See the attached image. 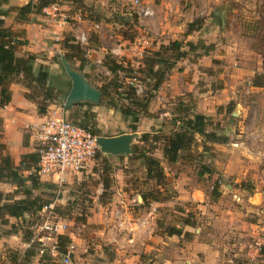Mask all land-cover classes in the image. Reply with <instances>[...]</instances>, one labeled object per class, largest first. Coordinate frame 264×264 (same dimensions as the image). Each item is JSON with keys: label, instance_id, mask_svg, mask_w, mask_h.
<instances>
[{"label": "rangeland", "instance_id": "1", "mask_svg": "<svg viewBox=\"0 0 264 264\" xmlns=\"http://www.w3.org/2000/svg\"><path fill=\"white\" fill-rule=\"evenodd\" d=\"M64 1L62 2L63 11L66 12L64 20L72 27V34L69 32L68 36L72 37L71 35L77 34L78 30H83L88 33L86 34L88 40L90 39L87 45L95 47L96 43L100 45L98 32H104L106 35L104 44L107 45L108 51L121 44V53L115 56L107 51L104 56L114 58L127 67L128 71L126 69V72H119L115 76L125 81L124 91H129L127 86L133 85L139 95L142 94L144 88L134 79V76L139 78L141 74L135 73L134 70L139 67L138 63L144 55L143 50L156 47L158 38L163 40L162 36L156 34V26H162L164 23L161 19H156L154 12L148 16L152 19L149 23L152 30L138 19L143 17L139 14L141 8L146 6L152 8L148 5V0H139L138 5H135L133 0L126 2L112 0L113 9L89 0ZM201 1L205 2L203 6H199ZM8 2L0 0L1 8L9 9L8 14L3 17V26L8 27L6 23H10V26L16 22L22 23L23 21L16 19L15 12L11 10L12 5ZM197 4L198 11L202 9L205 12L198 14L194 20L200 21L202 27L207 19L209 24L205 25V28L208 27L206 36L203 39L200 37L194 39L198 43V49L189 52L185 59L190 63H187L190 68L185 79L191 83L192 92L182 99L191 102L195 111V102L199 99L208 113L207 129L215 130L216 133L227 137L228 141L221 144L209 142L206 150L199 145L183 154L181 160L189 162L190 165L180 169L192 173V182L200 185L206 194L205 200L202 204L195 202L180 204L173 201L167 208L161 210L156 219V226L158 221L163 225L161 229L157 227L160 233H164V228L170 226L180 227L183 231L191 233L189 239L188 236H184V241L180 237H175L163 250L162 257H167L172 252H180L179 246L186 243V240L198 236V240H211L213 246L217 247L220 257L218 264H264V0H197ZM215 8L224 11V27L221 26L219 17L213 14ZM128 11L132 19L133 15H136V20L119 22V16L123 13L126 15ZM38 17L40 16L30 15L29 21L32 23ZM94 21L99 25L92 30L90 25L94 26L92 23ZM19 29L22 28L11 32L19 35L21 33ZM184 39L186 37L183 34L178 38L180 41ZM16 40L18 42L16 49L27 41L21 38ZM72 43L76 44L75 41ZM203 44L208 47L201 48ZM78 45L83 47L82 49L87 46ZM40 56L44 54L40 53ZM60 58L57 60L60 61ZM99 60L96 62L94 59L85 58L88 79L96 88L114 78L102 65L103 58ZM76 62V59H71V64ZM131 81L133 84H130ZM254 82L259 85H254ZM64 93L66 94L59 92L57 105H62L65 101ZM156 93L149 106L153 116H140L136 132L139 137L144 132L158 136L157 139L149 136L139 145L161 161L163 156L160 148L163 145V136L168 131L171 116L164 113L175 107V104L170 105V102L178 103L181 99L172 98V101L170 99L159 103ZM113 95L115 96L114 92ZM79 109L83 110V107ZM232 113H236V116ZM105 123L107 132L120 133L130 130L122 121L116 119H106ZM101 154L103 156H95L91 168L86 172L70 174L63 182L53 181L46 176L40 177L36 173L46 186L33 190L31 197H42L51 201V204L39 213L25 214L21 218L5 216L7 222L0 219V264H62L60 255L51 256L47 250L49 248L41 253L39 251L41 242L38 240L44 233L40 229L41 225L45 221H58L61 217L66 220V231L72 233L75 239H79L71 254V263L86 264L88 259L86 257L84 260L86 253L94 254L95 249L91 242L95 241L96 232L86 220L92 208L96 207V197L100 189L98 184L107 187L102 195L108 194L111 191L108 188L112 184L116 185L114 174L118 169H122L128 175L127 182L132 188L145 191L162 189L154 180L146 178L140 159L124 156L104 158L105 155ZM205 167H211L212 170L206 171ZM171 183L172 181L167 182V186L163 188L164 196H174ZM27 185L30 186V183ZM15 189V186L6 184L0 191L10 194L12 199L24 197L21 189L17 192ZM185 218L195 220L196 224L191 227L184 225L182 221ZM239 242L249 246H239ZM52 243V240L46 241V245ZM151 253L147 255L152 256ZM154 253L156 254V251ZM234 254L240 257L239 261L233 259ZM147 257L144 258L143 264H152L154 260L156 264H163L160 258L150 257L152 260L148 261ZM223 257L224 260H221Z\"/></svg>", "mask_w": 264, "mask_h": 264}, {"label": "crops", "instance_id": "2", "mask_svg": "<svg viewBox=\"0 0 264 264\" xmlns=\"http://www.w3.org/2000/svg\"><path fill=\"white\" fill-rule=\"evenodd\" d=\"M8 1V4L12 6H21L26 4L29 0ZM89 1L92 3L95 2L96 4L100 3L101 6L103 4L111 9L114 8L112 0ZM118 1L120 2V0ZM124 1L126 2L127 0H121V2ZM62 2L65 1L57 0V2H55L57 5V11L54 14H38L40 17L35 19V21H32V23L31 21H29L30 23L16 22L13 26H10V23H6V26H10L12 32L16 31L17 28H22L19 29L21 30V33L14 36L18 39L21 38L27 40L24 45L16 49L17 55L22 56L25 53L35 54L36 59L34 61V69L36 70L40 66L46 67L48 71V83L60 92H66L68 94L71 88V80L66 74L65 69H62L63 67L57 60L66 54L62 41L68 36V33L71 32L72 29L66 20H64L66 12L63 11L64 5ZM204 4L205 2L201 1L199 6H203ZM122 5H124V3ZM148 5L152 7L150 8L148 6L151 11L154 12L156 19H161L164 23L162 26H156V34L158 33L159 36H162L163 40L158 38L156 40V47H153L152 49H157L160 44H167L171 40H178L182 34L186 37L184 42L192 41L194 43V39H197L198 37L203 39V37L206 36L208 27L205 28V25L206 23L209 24L207 21L208 19L205 20L206 23L203 27L201 26V28L190 34H185L188 23L194 21V17L198 16V14L201 15L205 12L202 9L198 11L196 7L198 6L197 0L194 2L192 0H148ZM124 14L125 13L119 16L118 21H131L132 18L130 17V12L126 13V15ZM133 16L136 17V15ZM107 17L111 20L108 15ZM138 19H141L144 26H147L152 30V26L149 24L152 19L148 18V16H143L142 18L138 17ZM92 23H94V26L90 25V29L95 30L94 27L99 24H96L95 21ZM211 26L213 27V25ZM80 31L78 30L77 32ZM85 33L88 34L87 32ZM70 34H72V32ZM75 34L71 36L74 38ZM194 35L196 37L193 38ZM97 36L100 40L99 46L91 47L86 43L90 48L87 50L85 49L87 46L84 48L86 51L84 57L94 59L96 62L100 61L99 59L103 58L108 51L107 45L104 44L106 36L104 32H98ZM146 42L147 41H145V43ZM120 47L121 44H119L118 47L114 46L113 48H110L109 51L116 56V54L122 52ZM145 51L146 50L144 49L143 52L145 53ZM40 53H43L44 56H40ZM186 57L182 58V61L178 60L176 62L166 80L160 86L156 93V99L159 103L169 101L170 99L172 101V98H178L185 102L186 100L182 98L185 97L186 94L192 92L191 83L185 79L187 70L190 68L189 61L185 60ZM141 61H139V65ZM79 64L80 62L77 61L75 64L70 65L75 70L84 74L88 79L85 70L86 64L82 69H78ZM88 81L90 82L89 79ZM90 84H92V82H90ZM9 88L11 90L10 102L5 106L0 107V129L2 130L1 142L5 151L8 152L13 157L15 163L18 164L21 155L34 152V141L30 136V133L24 128L25 123L38 121L50 114H62L65 118H68L69 116L67 110H64L62 105H57L56 101H53L48 105L45 116H43L38 113L36 100L27 97L29 91L26 87L20 83L13 82L10 84ZM198 100L195 102L196 112L208 116V113L205 110L206 107ZM174 104L176 103H173V101L170 102V105ZM91 110L96 114L97 126L101 131V135L115 136L131 131L129 128L130 130L120 133L107 132V122L105 123L106 119L122 121V123L129 127L130 119L118 110L107 108L102 105L101 102L93 105ZM149 113L151 115V111H149ZM170 113L171 111H166L164 115ZM145 117H149V115ZM130 156L131 155L124 156V158H131ZM115 157L119 158V156ZM108 160L112 161V159ZM161 164L164 167L166 182L172 181L171 184L174 189V196L167 197L163 200L153 201L148 199V203L144 204L141 198V193H144L145 190L129 186L127 182L128 175L125 174L122 169H118V172L114 174L116 178L114 182H116V185L112 184L108 188L111 191L108 194L105 193L106 196H104V194L102 195V193L104 191L106 192L107 187L102 186L100 183L98 184V189H100L99 194L96 197V207L92 208L91 214L86 220V223H90V227L96 232L95 241L91 242L92 245L95 246V249L94 254H92V252L86 253L84 258L85 260L86 257H88L86 264H143L146 256H148L146 258L148 261L152 260L150 257L160 258L163 261V264L219 263L220 257L217 252V247L215 248L213 246L211 240H198V236L186 240V243L179 246L178 249L180 252H172L168 254L167 257H162V253L164 254L163 250L170 245L177 236H169L166 233H160L158 231L156 219L161 210L167 208L173 201H178L180 204H186L188 202L202 204L205 200L206 194L200 188L199 184L192 182V173H189L188 170L185 171L180 169L189 166V162L178 160L175 163H168L163 160V157H161ZM178 165H180V167H178ZM143 170H145L144 167ZM6 184L7 183L0 182V189L2 190V187ZM205 205L208 206V204ZM205 205H203V207H205ZM59 220L67 224L64 218L61 217ZM65 236L70 239L69 244H72L75 248L77 240L79 239H75L72 233L70 234L69 232L65 233ZM179 237L184 241L183 236ZM247 245L248 244L239 242V246L243 247ZM154 251H156V254ZM148 253H151L152 256L147 255ZM232 256L235 261H239L240 257H237L236 254ZM221 260H224V257ZM152 264H156V260H154Z\"/></svg>", "mask_w": 264, "mask_h": 264}, {"label": "trees", "instance_id": "3", "mask_svg": "<svg viewBox=\"0 0 264 264\" xmlns=\"http://www.w3.org/2000/svg\"><path fill=\"white\" fill-rule=\"evenodd\" d=\"M2 1L6 2L7 0ZM55 2L57 0H29L21 6H12L11 10L15 12L17 20L29 22L30 15L41 14L45 7ZM8 10L1 8L0 5V107L10 102L11 90L9 86L11 83L16 82L28 89L27 97L36 100L38 113L45 116L46 108L50 103L56 101L60 91L48 83L46 67L40 66L36 70L34 69L35 54L25 53L22 56L17 55L16 45L18 42L16 36L8 27L3 26V17L8 14ZM132 20H136V18L134 17ZM199 28H201V22L194 20L188 23L185 34H190ZM72 42H74L73 37L67 36L63 39V48L66 50L64 57L70 64L73 58L79 61L78 69H82L86 64L84 57L86 51L78 43L74 44ZM89 42L90 39L88 40ZM97 46L98 44L96 43L95 47ZM204 46L205 48L208 47V45L203 44L201 48ZM88 48L90 46L85 49L87 50ZM196 49H198L197 42L171 40L167 44H160L157 49L146 50L139 67L134 70L135 73L141 74V77L137 78L134 76V78L138 80L140 86L145 90H142L140 95L133 85L127 86L129 91H124L125 81L120 77H115L119 72H126L127 67L114 58L104 56L102 65L113 74L114 78L99 87L102 92L101 104L107 108L116 109L128 117L130 119L129 128L132 132H135L140 116H151L149 113L150 102L176 62L185 58L189 52ZM59 63L63 67L61 61ZM130 84H133L132 81ZM253 84L259 85L255 82ZM66 95L67 93L65 98ZM81 106L83 110L79 109ZM92 106L89 103H79L66 107L65 101L62 103V107L68 112L69 117L66 119L85 128L94 136H101V131L97 126L96 114L91 110ZM170 115L169 128L163 136V145L160 148L163 159L168 163H175L181 160L185 152H190L194 147H199V145L202 146L203 150H206L209 142L221 144L228 141L227 137L216 133L215 130L209 131L207 129L209 126L208 117L196 112L195 107L189 101L176 103ZM149 136H152L153 139L158 138L156 134L144 132L136 139L138 143H133V153L130 156L131 158L140 159L145 168L146 178L154 180L162 188L148 189L141 193L144 204L148 203V199L159 201L167 198V196H164L165 190L163 188L167 186V182L161 161L153 156L151 152L144 151L139 145L140 142H144ZM1 138L2 130L0 129V182L15 186L16 192L21 189L24 195L22 198L12 199L10 194L0 191V219L7 222L4 219L6 218L5 216L21 218L25 214L39 213L44 207L51 204V201L42 197H31L33 190H39L41 187L46 186V183L42 182L38 177L39 175L37 176L35 172L38 160L37 153L34 151L21 155L19 163L16 164L13 157L5 151ZM100 155H102L101 152L97 150L96 156ZM104 158L108 157L104 156ZM205 170L211 171L212 168L205 167ZM27 183H30V186ZM182 223L190 227L196 224L195 220L190 218L183 219ZM157 227L161 229L163 227L162 223L158 221ZM163 232L169 236H188V239L191 236L190 232L183 231L182 228L176 226L165 227ZM58 239V250L64 252L70 239L65 235H60Z\"/></svg>", "mask_w": 264, "mask_h": 264}, {"label": "built area", "instance_id": "4", "mask_svg": "<svg viewBox=\"0 0 264 264\" xmlns=\"http://www.w3.org/2000/svg\"><path fill=\"white\" fill-rule=\"evenodd\" d=\"M133 2L135 5L139 4V0ZM56 11L57 5L53 3L45 7L42 12L51 15ZM139 14L145 17L151 15L152 11L146 6L140 9ZM74 41L81 45L86 44L88 41L86 33L78 32L74 35ZM24 128L34 141V151L38 157L35 169L37 175L63 182L66 176L86 172L91 168L98 150L96 136L69 121L62 114H50L38 121L25 123ZM40 229L44 233L38 237L41 242L39 251L43 253L49 248L47 250L51 256L60 255L62 264H72L71 254L74 246L68 244L64 252L58 250V237L65 235L67 224L61 220L45 221ZM49 240L53 243L46 245V241Z\"/></svg>", "mask_w": 264, "mask_h": 264}, {"label": "water", "instance_id": "5", "mask_svg": "<svg viewBox=\"0 0 264 264\" xmlns=\"http://www.w3.org/2000/svg\"><path fill=\"white\" fill-rule=\"evenodd\" d=\"M214 15L218 16L221 26L224 27L225 18L223 9H215ZM61 63L66 74L71 80V88L65 98L66 107L79 103L99 104L102 92L85 77L84 74L72 68L68 60L62 56ZM236 116V113H232ZM139 137L137 132L122 133L115 136H96L98 150L107 157L129 156L133 153V142Z\"/></svg>", "mask_w": 264, "mask_h": 264}]
</instances>
